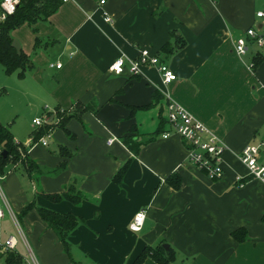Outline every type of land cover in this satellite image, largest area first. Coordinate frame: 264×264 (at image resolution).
Segmentation results:
<instances>
[{
	"label": "crops",
	"instance_id": "0c3cea01",
	"mask_svg": "<svg viewBox=\"0 0 264 264\" xmlns=\"http://www.w3.org/2000/svg\"><path fill=\"white\" fill-rule=\"evenodd\" d=\"M99 1L65 0L46 18L10 31L30 67L5 74L17 93L39 103L24 132L13 121L0 122L36 166L29 176L11 166L1 174L3 228L18 234L30 263L16 250L15 235L14 252L28 264H136L143 248L161 245L167 261L147 256L138 264H264V182L238 159L243 146L264 140V58L250 70L252 55L233 50L247 27L264 35V16H255L264 12V0ZM165 44L172 48L166 55ZM141 48L175 78L162 83L156 68L146 65L138 75L109 70L118 55L127 64ZM56 62L59 67L48 66ZM166 97L224 145L219 179L187 160L177 134L161 136L170 130ZM36 116H46L40 127L32 124ZM43 127L45 145L30 136ZM125 138L138 145L135 154ZM68 187L80 196L77 202L40 195ZM32 201L81 219L67 235L71 259L35 208L20 213ZM140 209L143 224L130 231ZM239 228L242 241L231 236Z\"/></svg>",
	"mask_w": 264,
	"mask_h": 264
},
{
	"label": "built area",
	"instance_id": "2783aa9c",
	"mask_svg": "<svg viewBox=\"0 0 264 264\" xmlns=\"http://www.w3.org/2000/svg\"><path fill=\"white\" fill-rule=\"evenodd\" d=\"M63 1L65 0H61V2ZM18 2L19 0H0V20L11 14ZM99 2L102 3L103 0ZM255 16L261 18L264 16V12L257 11ZM104 20L109 21L110 18L104 16ZM251 46L255 48L251 50ZM233 50L238 56L246 53L252 55V59L247 64V67L251 70L256 58H264V35L254 27H247L235 38ZM145 65L156 68L162 83H167L175 78L174 72L156 55L151 54L147 48L139 49L136 58L130 59L127 64L124 56L122 54L118 55L110 63L109 70L113 74H120L126 68L131 75H138L141 73L140 67ZM48 66L59 67L60 63H49ZM165 118L170 130L163 132L161 136L163 138L167 137L170 132L177 134L185 146L187 160L208 178L219 179L222 175L219 164L224 145L218 137L179 104L167 97L165 101ZM31 121L35 127H40L46 122V116L35 117ZM47 137L48 134L40 136L38 138L40 144L45 145ZM113 139V137L109 138L107 143H110ZM263 154L264 140L257 145L243 146L238 154V159L246 167L247 173L262 182H264V163L261 162ZM5 216L6 210L0 199V260L7 253L13 252L17 243L15 236L6 232L3 228ZM144 217L145 214L142 209L136 211L128 223V229L130 231L140 230Z\"/></svg>",
	"mask_w": 264,
	"mask_h": 264
},
{
	"label": "trees",
	"instance_id": "16d2710c",
	"mask_svg": "<svg viewBox=\"0 0 264 264\" xmlns=\"http://www.w3.org/2000/svg\"><path fill=\"white\" fill-rule=\"evenodd\" d=\"M60 2L61 0H19L14 11L11 14L6 15L4 19L0 20V65L2 66L4 73L9 74L15 70H19V73H21L23 70L30 67L29 60L26 58L25 54L21 51L16 53L15 49L11 46L12 37L10 36V31L22 23H34L46 18L58 7ZM171 50L172 48L168 44H165L161 48V52L165 55L170 53ZM58 116V125L62 126L64 117L61 114H58ZM47 128L48 127H43V129L33 130L30 133L31 139L33 141L38 139L45 133ZM123 142L132 154L137 152V144L127 141L126 138ZM63 149L64 148L60 147L59 152L65 153ZM2 151L5 152L4 155L1 154ZM127 162L128 161L122 164V166H120L113 175L114 181L118 182L120 180L126 168ZM8 166H11L14 170L21 169V171L27 176H29L31 170L36 168L35 164L26 156L24 147L15 143L8 127L0 123V174L4 173ZM173 178L175 180L172 185L176 186L178 177L173 175ZM169 180L170 179L167 178V181ZM243 180L244 179H239L237 184L242 183ZM40 195L51 201L67 199L71 202H77L80 199V196L73 192L71 187H68L64 192L52 194L41 193ZM32 207L36 209L39 217L48 225V227L53 230L62 245L64 252L70 258V244L67 240V235L70 230L81 222V219L76 218L69 213H57L40 206H36L33 201L24 205L20 213L24 214ZM231 236L237 241H242L245 237V230L243 228H239L232 231ZM161 253H163L161 245H157L155 247L147 246L136 256L134 262L138 264L147 256L158 262L167 261L169 259V254L161 260ZM0 264H23V260L19 254L13 251L7 253L0 260Z\"/></svg>",
	"mask_w": 264,
	"mask_h": 264
},
{
	"label": "rangeland",
	"instance_id": "374dc122",
	"mask_svg": "<svg viewBox=\"0 0 264 264\" xmlns=\"http://www.w3.org/2000/svg\"><path fill=\"white\" fill-rule=\"evenodd\" d=\"M13 80L14 79L8 77V75L3 72L0 65V122L6 124L13 121V123L24 132L28 129L27 126L30 127L29 121L33 114H35V110L39 103L33 98H29L27 95L17 93ZM13 233L18 241L16 250L21 254L23 259L27 258L29 261L30 257H28L26 250L21 244L20 237L15 231ZM23 264H28V262L25 260Z\"/></svg>",
	"mask_w": 264,
	"mask_h": 264
},
{
	"label": "water",
	"instance_id": "95a60500",
	"mask_svg": "<svg viewBox=\"0 0 264 264\" xmlns=\"http://www.w3.org/2000/svg\"><path fill=\"white\" fill-rule=\"evenodd\" d=\"M11 46L15 49L16 53H19L20 52L19 44H18V42L15 39H12ZM4 153H5L4 151L1 152L2 155H4ZM162 247L164 249H166L167 248V245L166 244H162Z\"/></svg>",
	"mask_w": 264,
	"mask_h": 264
}]
</instances>
